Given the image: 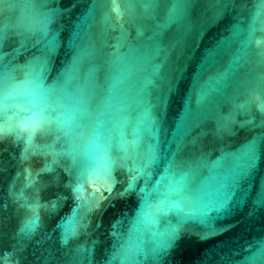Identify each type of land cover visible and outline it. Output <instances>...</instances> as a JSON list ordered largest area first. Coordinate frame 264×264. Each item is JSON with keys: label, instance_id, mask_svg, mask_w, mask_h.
I'll list each match as a JSON object with an SVG mask.
<instances>
[{"label": "water", "instance_id": "95a60500", "mask_svg": "<svg viewBox=\"0 0 264 264\" xmlns=\"http://www.w3.org/2000/svg\"><path fill=\"white\" fill-rule=\"evenodd\" d=\"M112 9L0 0L5 128L26 113L48 126L36 143L0 142V264H264V0ZM42 13L59 47L37 92L14 77L41 55V40L18 29ZM77 47L91 51L86 70L51 90ZM145 155L155 157L146 176Z\"/></svg>", "mask_w": 264, "mask_h": 264}, {"label": "snow or ice", "instance_id": "6c2138e0", "mask_svg": "<svg viewBox=\"0 0 264 264\" xmlns=\"http://www.w3.org/2000/svg\"><path fill=\"white\" fill-rule=\"evenodd\" d=\"M123 0H110L113 5V14L115 16L120 15L119 5ZM264 14V13H262ZM42 19L38 22H33L27 25H21L18 29L19 35H24L31 37L33 39L39 38L42 43L41 55L39 57L33 58L30 62L28 69L24 73L15 75V79L19 80H29L31 86L37 92H42L49 89L47 83V72L51 64L52 57L56 54L59 47V40L55 37L54 33L50 30L51 15L49 13H42ZM5 40V28L3 24H0V46L3 45ZM262 47H264V41H257ZM91 55L90 49L77 47L75 49L72 61L64 68L63 72L57 77L55 83L52 85L51 90L65 84L71 77L76 74L83 73L87 68V60ZM3 54L0 51V64H2ZM97 80L100 81L99 69L93 74ZM4 94L0 95V142L8 138H17V133H19V139L28 145L29 143H36L39 141L41 135L48 129V126L39 117L32 116L31 113H26L25 115L30 116L29 120H14L11 121L8 128H5V121L7 117L11 114L12 109L5 112L4 105ZM256 109L258 111H264V94L256 101ZM111 149L106 150L101 155L100 170L107 180L111 179V170L114 167L113 160L111 158ZM135 147H129L126 144H122L119 147V152L127 155L130 152H135ZM155 157L144 156L143 163L137 167L136 171L139 175L146 176L150 165L153 163ZM51 171V169H49ZM84 197L81 196V200ZM230 203V202H229ZM261 206L264 207V201H261ZM223 210V209H222ZM221 210V211H222ZM80 209H77L79 213ZM160 213L150 212L148 214H142L136 217V223H148L152 224L156 222ZM79 231V225L77 226L75 232L68 237L71 240L76 232ZM182 229H176L171 232L168 236V246L169 249L175 244V241L181 235Z\"/></svg>", "mask_w": 264, "mask_h": 264}]
</instances>
